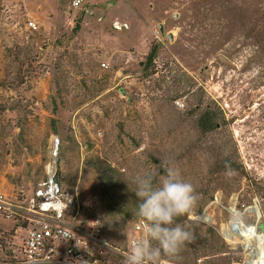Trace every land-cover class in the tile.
Wrapping results in <instances>:
<instances>
[{
  "label": "rangeland",
  "instance_id": "1",
  "mask_svg": "<svg viewBox=\"0 0 264 264\" xmlns=\"http://www.w3.org/2000/svg\"><path fill=\"white\" fill-rule=\"evenodd\" d=\"M71 1L0 0V195L26 200L57 172L126 253L141 219L132 178L167 160L198 193L176 222L219 238L216 253L188 243L197 255L177 264H243L253 240L230 223L264 236V0ZM206 109L218 127L202 133ZM18 225L0 220V256Z\"/></svg>",
  "mask_w": 264,
  "mask_h": 264
},
{
  "label": "built area",
  "instance_id": "2",
  "mask_svg": "<svg viewBox=\"0 0 264 264\" xmlns=\"http://www.w3.org/2000/svg\"><path fill=\"white\" fill-rule=\"evenodd\" d=\"M80 5L81 0L71 1L73 9ZM28 26L36 29L32 22ZM175 104L179 108L184 106L180 101ZM53 175L49 170L45 180L26 200L13 203L0 195V220H12L19 224L15 232H24L20 244L0 256V264H104L109 252L125 257L126 253L108 242L99 218L85 213L77 197L59 182H54ZM256 213L258 218V211ZM144 224L143 219L133 222L128 246L132 238H147ZM246 253L250 255V252ZM251 259L250 255L243 264Z\"/></svg>",
  "mask_w": 264,
  "mask_h": 264
},
{
  "label": "clouds",
  "instance_id": "3",
  "mask_svg": "<svg viewBox=\"0 0 264 264\" xmlns=\"http://www.w3.org/2000/svg\"><path fill=\"white\" fill-rule=\"evenodd\" d=\"M157 177L158 186L154 184ZM131 182L139 201L136 215L145 221L147 238L130 240L124 264H160L162 256L179 259L183 247L195 238L188 226L176 222L198 200L194 185L167 160H161L156 172L137 174Z\"/></svg>",
  "mask_w": 264,
  "mask_h": 264
},
{
  "label": "trees",
  "instance_id": "4",
  "mask_svg": "<svg viewBox=\"0 0 264 264\" xmlns=\"http://www.w3.org/2000/svg\"><path fill=\"white\" fill-rule=\"evenodd\" d=\"M157 47L153 46L151 47L150 51L148 52L147 56L145 57L144 62L141 63L142 66V73L145 77L150 76L152 72V65L157 57ZM217 118L218 114L216 112H213L210 109H206L197 119V125L199 129L202 131V133H207L215 130L218 127L217 124ZM178 222V221H177ZM188 227L193 232L194 240L192 243L196 247H201L203 250L206 249V252H218L220 251L217 247L219 238L214 234L213 230L210 228L202 229L198 227L194 222L189 221L187 222ZM257 229L259 231H264V223L260 220V224H258ZM155 243V242H153ZM194 249V248H193ZM187 250H190L189 244L187 243L179 256V259H182L184 257H187V255H197L196 249L192 250L190 252H187ZM163 260L166 261L167 264L169 262H174L175 264L178 263V259L169 260L168 257L163 256Z\"/></svg>",
  "mask_w": 264,
  "mask_h": 264
},
{
  "label": "bare ground",
  "instance_id": "5",
  "mask_svg": "<svg viewBox=\"0 0 264 264\" xmlns=\"http://www.w3.org/2000/svg\"><path fill=\"white\" fill-rule=\"evenodd\" d=\"M237 227L239 228L238 231H237ZM229 228L231 232L234 233L237 232L239 235L244 237L249 235L251 240H253L252 243L246 242V249L250 250V254L253 256L252 259L249 260V262H246V264H264V250H263L264 248L262 245L264 244V242H262L263 237L258 235V233L255 232L254 230L247 229L246 227L245 228L241 227L239 222H237L236 224L235 221H232L229 225ZM222 230L224 231L225 235L230 233V230L226 227H223ZM253 243L256 246L253 247Z\"/></svg>",
  "mask_w": 264,
  "mask_h": 264
},
{
  "label": "water",
  "instance_id": "6",
  "mask_svg": "<svg viewBox=\"0 0 264 264\" xmlns=\"http://www.w3.org/2000/svg\"><path fill=\"white\" fill-rule=\"evenodd\" d=\"M159 31H160L161 33H163V28H162L161 25H159ZM168 38L171 39L170 35H168ZM52 180H53L54 182H56V183L59 182V177H58V173H57V172L54 173Z\"/></svg>",
  "mask_w": 264,
  "mask_h": 264
},
{
  "label": "crops",
  "instance_id": "7",
  "mask_svg": "<svg viewBox=\"0 0 264 264\" xmlns=\"http://www.w3.org/2000/svg\"><path fill=\"white\" fill-rule=\"evenodd\" d=\"M1 250V252H2V249H0Z\"/></svg>",
  "mask_w": 264,
  "mask_h": 264
}]
</instances>
